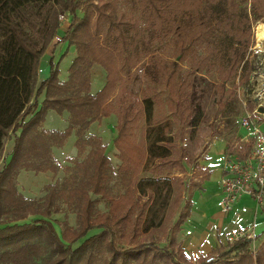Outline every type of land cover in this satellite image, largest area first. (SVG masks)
<instances>
[{
  "label": "trees",
  "instance_id": "obj_1",
  "mask_svg": "<svg viewBox=\"0 0 264 264\" xmlns=\"http://www.w3.org/2000/svg\"><path fill=\"white\" fill-rule=\"evenodd\" d=\"M62 11L71 15L64 30ZM258 20L264 22V0H0V264H194L176 232L190 215L192 190L199 184L191 180L186 186L185 180L175 179L173 187L188 191L181 207L180 193L169 202L165 196L157 207L145 200L137 204L133 197L140 168L157 157L170 160L165 158L170 155L166 149L161 154L152 150L167 138L171 126L167 115L152 121L153 102L160 100L154 97V88L164 90L163 103L182 123L197 74L214 69L218 78L214 87L223 99L224 82L237 85L233 78L249 44L250 25ZM167 38L174 44L171 59L160 53ZM60 41L75 50L67 78L58 77L51 56L49 74L40 78L42 56L49 46L52 53ZM143 58L145 85L135 106L127 85ZM95 64L104 69L105 78L93 92ZM248 68L243 63L242 84L249 77ZM234 88L228 89L231 95ZM49 109L66 112L64 130L43 125ZM112 113L120 159L116 168L101 136L86 133L92 121ZM142 118L146 146L132 138ZM71 131L76 153L66 157L64 174L47 182L40 197H26L16 186L19 171L55 173L59 162L52 148L62 145ZM9 138L12 147L6 158ZM252 144L250 137L241 157ZM173 180L162 179L157 193H169ZM118 186L124 190L115 191ZM164 208L166 221L175 210L178 213L161 245L164 235L152 229L154 215ZM62 211L74 213L75 223H69L67 214L62 220L51 218ZM254 237L260 240L258 234ZM253 243L246 236L226 240L199 255L195 264H264V239ZM210 255L215 258L207 262Z\"/></svg>",
  "mask_w": 264,
  "mask_h": 264
},
{
  "label": "rangeland",
  "instance_id": "obj_2",
  "mask_svg": "<svg viewBox=\"0 0 264 264\" xmlns=\"http://www.w3.org/2000/svg\"><path fill=\"white\" fill-rule=\"evenodd\" d=\"M60 13H64L63 20L65 21L71 18V15L66 11H62ZM77 14L80 15V12L77 11ZM63 20L61 21V30H64L66 27V23ZM258 22L262 21L258 20L251 22L249 44L247 45L244 57L237 68L235 77L233 78V81L237 85L234 88L230 81L224 82L225 89L223 99L219 97V93L214 87L215 83L218 81L217 74L214 69L205 71L199 75L197 74L194 77L195 82L188 93L189 96L187 97V101L189 110L185 112V120L182 123L178 122V120L171 116L169 109L163 103L162 100L166 95H164V90L162 88H154V94H152L156 98L159 96L160 100L158 102H153L152 121L155 123L160 121V114L167 115V119L171 122V126L167 132V138L157 141V145H159V147L153 146L152 150L157 152V154H161L160 152L163 149H166L165 151L170 152V155L165 158H170V160L165 162L166 160H164V158L157 157L150 160V162H148L142 169L140 168L138 181L133 192V197L137 204L145 200L149 202V204L153 205V207H157L159 202H161L165 196L168 197L167 201L169 202V199L172 198L174 194L180 193L182 195L180 201L181 207L184 198L188 195V191L187 187L182 188L183 190L173 187L175 179L176 181L183 179L186 181V186L189 185L191 178L197 174L191 173L197 169L196 159L199 156H204V153L211 141L217 139L221 143L229 145L246 133L248 129L240 123V118L245 113V108L252 109L254 107H258V113H255L254 117L256 118V122H258L260 127L264 130V39L258 40L256 37L255 32ZM162 44H165L166 49H160L161 55L166 59H171L172 50L174 48L173 41L171 42L169 38H167ZM51 47L52 46L48 47L47 52H45L46 55L44 53V56L41 58L43 64L45 63L47 65V73L43 75L41 73L43 70H41V72H39V77L44 78L48 76L50 70L49 58L51 56L52 61L58 69V77L61 80H64L67 78L69 66L75 55L74 46L68 45L65 41H60L54 46L52 53ZM145 63L146 59H141V61L134 68L135 78L127 85L128 89L133 94L132 101H134L135 106H137L139 100L142 99L143 88L145 85V77L143 73ZM243 63H247L249 67V77L244 84L239 82ZM187 67V63L184 62L183 69L185 70ZM91 78V89L94 92L101 88L104 83V69L100 65L95 64L92 68ZM232 88H234V93L231 95L228 89ZM43 96L44 94L41 92L38 95V100L41 101ZM250 106H252V108H250ZM260 107H262L261 111L259 110ZM188 119L191 120L189 124L186 123ZM116 122V115L112 113L102 118L100 121H92L86 131L87 134L95 133L101 136L102 141H104L106 145V153L115 168L120 163V159L117 156L118 149L114 145V136L117 132ZM43 125L47 128L64 130L67 127L66 112L60 114L53 109L47 110ZM145 128V120L142 118L139 125L134 129V133L132 135L135 142L142 144L143 146L147 145V139L145 137L146 132L144 131ZM74 142L75 133L71 131L65 137L62 145L54 146L52 148L53 154L59 162V168L55 173L51 171L34 172L33 170H20L16 178L17 189L28 198H38L43 195L44 185L64 174V165L69 162L66 157L76 153ZM11 147L12 139H6L3 153L5 156L10 151ZM214 147L216 149L219 148L216 144ZM212 150L213 149L211 148L210 151ZM227 153L229 152L226 148L222 150V153L220 154L221 165ZM216 155L217 152L211 153L214 160ZM6 158H8V156H6ZM1 164L2 160L0 161V166ZM168 177L174 178L172 181V188H169V193L165 194L163 190L162 194L159 195L156 191V185L162 184V179ZM196 178L199 179L198 176H196ZM123 190L124 187L120 188L118 186L115 191L122 192ZM97 197H99V195H97ZM100 207L101 209H104L102 203L100 204ZM135 211L136 204L131 215H134ZM165 212L166 208L160 211L159 215H154L153 222L155 226L152 229L154 234L162 236L164 235V231L169 233L174 226V222L177 219L178 209L175 210L171 219L168 221L163 219L164 214H166ZM65 214H67L69 223L74 224V213H70L68 211L54 213L51 218L56 221L62 220ZM194 215L197 216V214ZM195 218L196 217H194V219ZM161 222L163 223L160 227H158ZM163 226L164 228H162ZM55 227L59 231L60 226L58 223H55ZM197 229L199 230V228ZM178 232L179 231L176 232L177 236L179 234ZM161 239V245L167 242L166 235H164Z\"/></svg>",
  "mask_w": 264,
  "mask_h": 264
},
{
  "label": "crops",
  "instance_id": "obj_3",
  "mask_svg": "<svg viewBox=\"0 0 264 264\" xmlns=\"http://www.w3.org/2000/svg\"><path fill=\"white\" fill-rule=\"evenodd\" d=\"M63 21L67 27L68 21ZM44 64L40 60L39 72L43 70L41 72L43 75L47 73L48 69L47 65ZM249 138L250 136H247L246 131L245 134L229 145H225L214 139L208 145L204 156H199L196 159L197 169L191 173L197 174L191 180L197 182L199 186L192 190L190 215L181 224L179 234L178 236L176 235L177 241L181 243L183 250L192 258L194 264L199 255L207 253L211 248L220 243H226V236L238 229L251 226L254 235L258 234L260 237L259 241L255 237L252 240L255 245L260 244L264 239V194L263 201L257 202L250 193H242L235 199L231 208L226 212L222 211L220 206V179L223 175L220 154L226 148L232 156L241 157L243 144ZM215 144L219 148L216 149L214 147ZM211 148L213 149L212 151H210ZM214 152H217L215 160L211 156V153ZM194 214H197V216ZM194 217L196 218L194 219Z\"/></svg>",
  "mask_w": 264,
  "mask_h": 264
},
{
  "label": "built area",
  "instance_id": "obj_4",
  "mask_svg": "<svg viewBox=\"0 0 264 264\" xmlns=\"http://www.w3.org/2000/svg\"><path fill=\"white\" fill-rule=\"evenodd\" d=\"M64 13H59V20L62 21ZM258 108V107H257ZM257 108H245V113L240 118V123L245 126L247 136L253 138L250 151L244 157H234L229 153L222 162L223 175L220 179L222 211H228L235 199L242 193H250L257 202L263 201L264 194V130L256 122L254 117L258 113ZM241 236L254 239L253 228L247 226L238 229L226 236L227 241H235ZM215 255L206 259L212 261Z\"/></svg>",
  "mask_w": 264,
  "mask_h": 264
},
{
  "label": "bare ground",
  "instance_id": "obj_5",
  "mask_svg": "<svg viewBox=\"0 0 264 264\" xmlns=\"http://www.w3.org/2000/svg\"><path fill=\"white\" fill-rule=\"evenodd\" d=\"M255 33L258 40L264 39V22L257 23V28Z\"/></svg>",
  "mask_w": 264,
  "mask_h": 264
},
{
  "label": "water",
  "instance_id": "obj_6",
  "mask_svg": "<svg viewBox=\"0 0 264 264\" xmlns=\"http://www.w3.org/2000/svg\"><path fill=\"white\" fill-rule=\"evenodd\" d=\"M259 110L261 111L262 110V107H260Z\"/></svg>",
  "mask_w": 264,
  "mask_h": 264
}]
</instances>
